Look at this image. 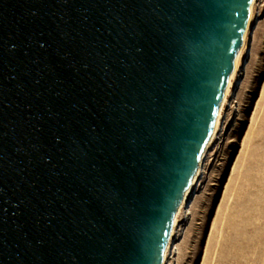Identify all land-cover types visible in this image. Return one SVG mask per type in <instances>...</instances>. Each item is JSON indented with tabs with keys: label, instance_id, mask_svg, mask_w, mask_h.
<instances>
[{
	"label": "water",
	"instance_id": "95a60500",
	"mask_svg": "<svg viewBox=\"0 0 264 264\" xmlns=\"http://www.w3.org/2000/svg\"><path fill=\"white\" fill-rule=\"evenodd\" d=\"M261 0H0V264H191Z\"/></svg>",
	"mask_w": 264,
	"mask_h": 264
},
{
	"label": "rangeland",
	"instance_id": "374dc122",
	"mask_svg": "<svg viewBox=\"0 0 264 264\" xmlns=\"http://www.w3.org/2000/svg\"><path fill=\"white\" fill-rule=\"evenodd\" d=\"M246 55L191 264H264V0Z\"/></svg>",
	"mask_w": 264,
	"mask_h": 264
},
{
	"label": "bare ground",
	"instance_id": "6f19581e",
	"mask_svg": "<svg viewBox=\"0 0 264 264\" xmlns=\"http://www.w3.org/2000/svg\"><path fill=\"white\" fill-rule=\"evenodd\" d=\"M246 58H247V55L245 56V60H244V62H246Z\"/></svg>",
	"mask_w": 264,
	"mask_h": 264
}]
</instances>
